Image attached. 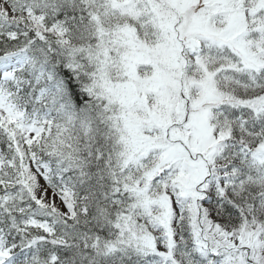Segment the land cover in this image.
Here are the masks:
<instances>
[{"label":"snow or ice","instance_id":"1","mask_svg":"<svg viewBox=\"0 0 264 264\" xmlns=\"http://www.w3.org/2000/svg\"><path fill=\"white\" fill-rule=\"evenodd\" d=\"M0 264H264V0H0Z\"/></svg>","mask_w":264,"mask_h":264}]
</instances>
